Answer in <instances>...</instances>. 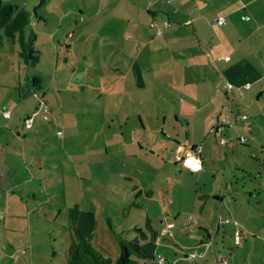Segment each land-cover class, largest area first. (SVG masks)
I'll list each match as a JSON object with an SVG mask.
<instances>
[{"label": "crops", "instance_id": "crops-1", "mask_svg": "<svg viewBox=\"0 0 264 264\" xmlns=\"http://www.w3.org/2000/svg\"><path fill=\"white\" fill-rule=\"evenodd\" d=\"M3 5L18 8L0 29V88L6 90L0 92V167L5 165L10 175L6 136L35 111L39 98L62 123L64 107L79 101L73 93L63 94L67 90L95 95L101 107L128 103L133 110L111 114L93 102L89 117L93 116L94 123L88 124L82 146L92 158L87 159L90 177L95 161V170L102 165L104 172L109 168V155L121 159L120 164H113L115 175L134 183L110 184L103 178L98 184L110 192L113 185L122 192L134 189L138 199L132 207L137 211L119 206V217L126 219L120 221L117 232L96 213L95 207L101 204L92 192L90 210L78 207L75 211L74 231H79L83 216L91 226L89 235L99 229L105 241L110 240V233L130 235L129 241L136 242L142 252L137 258L140 264L148 257L150 264H158L157 255L164 257L165 264H217L223 257L225 264H264V0H0ZM48 9L58 12L55 18ZM218 16L224 17V25L214 22ZM34 18L37 24L33 28ZM151 22L161 28L160 35L149 26ZM66 32L71 36L64 40ZM61 43L64 53L60 52ZM35 51L37 55H33ZM224 56L229 59L225 61ZM70 68L72 75H87L85 83L55 81ZM50 71L54 72L51 80L46 76ZM225 82L232 85L229 91L223 89ZM245 83L248 88L243 87ZM5 110L10 111L8 118L3 115ZM228 110L231 127L221 123ZM239 115H245V120L240 121ZM96 116L106 124L122 122L113 142L108 141V130L94 128ZM143 117L150 123L148 127ZM35 121L44 135H53L54 144H58L53 149L65 155L63 162L72 163L73 154L60 153L64 151L60 144L70 142L72 133L56 135L40 117L36 116L33 124ZM166 123L184 140L174 141L165 130ZM230 136H244L247 141L219 144L221 137ZM165 137L170 143L163 145ZM195 148L201 169L191 172L181 167L177 158ZM146 151L155 157L166 154L168 160L173 157L172 168L162 169L159 179L140 170L132 161ZM59 155L55 158L61 164ZM183 169L191 174L187 181ZM144 175L149 181L143 182ZM2 179L0 174V192ZM10 181L5 174V186ZM175 185L181 186L180 195ZM173 192L179 200L176 210ZM12 193L3 190L5 218L9 202L15 206V216L17 209H22ZM152 207L155 212L151 214ZM186 209L188 213L180 220ZM189 217L192 220L187 223ZM128 220L132 224L124 226ZM7 221L4 219L3 226ZM166 225H170L168 230H164ZM237 228L241 232L238 243L233 236ZM210 239L212 245L206 247L204 243ZM116 240L125 238L119 235ZM92 246L104 249L97 243ZM194 247L203 255L187 259L186 252Z\"/></svg>", "mask_w": 264, "mask_h": 264}, {"label": "rangeland", "instance_id": "rangeland-1", "mask_svg": "<svg viewBox=\"0 0 264 264\" xmlns=\"http://www.w3.org/2000/svg\"><path fill=\"white\" fill-rule=\"evenodd\" d=\"M10 2L11 4L17 5L14 1ZM48 10L54 18L55 15L58 14L57 11L52 9ZM34 24H37L35 18L32 23L33 28L35 27ZM64 40H66V38ZM38 44L39 43L36 42L35 48H38ZM59 48L60 52L64 53L65 46H63L62 43ZM34 54L37 55V51H35L33 55ZM44 54L47 55V51H44ZM41 61L43 64L44 60L42 59ZM50 69L53 71V67ZM46 76L50 77L51 80L54 77V72L50 71ZM87 78V75L81 73L72 75L70 68L67 70V73L58 74L55 81L59 82L60 79L63 82L77 80L80 83H85ZM11 90L15 91L12 88ZM0 92L4 93L6 90L0 88ZM67 93L70 95L73 93L76 98L78 97L77 100L79 101L76 102V105L64 107L65 123H62L57 118V113L52 115L51 109L49 120L42 121H44L43 123L47 128L50 126V129L48 128L50 133L56 135L58 132L60 134L68 132V135L72 133V140H70V142L60 144L64 146L62 147L64 151L62 149L60 153L73 154L74 159L72 160L73 162L71 161L72 163L67 161H65L66 163L63 162L65 155H59L57 150L53 149L58 147V144H54L53 135H44L43 129L36 124V121L28 129L23 127V122L17 123L18 127H12V133L6 136V142L10 143L8 152H11V155L8 157V161L11 162L10 166L12 168L10 170L8 169L10 172L9 175L6 167H4L5 165L0 167V174L2 175L4 184H2L1 188L3 187L4 192L8 190L9 194L13 192L18 207L22 205V209H19L20 212L17 209L18 216H15V210H12V208L15 209V206L9 202L7 209L8 217L5 218V205L2 200L3 190L0 192V264H66V249L71 242L76 241V231H74V226H72L75 220V211L77 212L78 207L90 210L91 204L88 202V198L91 196L92 192L97 193L95 194V199L101 204L98 208L95 207L96 213L103 217V221L106 222L107 220L117 232L121 230L119 227L121 226L120 221L126 219V217H119V206L122 204L131 207V210L135 212L137 211L132 207V202H136L138 199L134 195V189L129 190L127 188L126 191L122 192V189L118 185H113L112 191L110 192L105 190V187L101 188L98 184L103 178H106L110 184L121 185L129 183L131 185L134 183L133 180H118L115 175L113 164L114 162L120 164L121 159L109 155V168H104V172L101 168L102 165H99L97 170H95L97 166V162L95 161L92 167V173H94V175L90 177L87 175V159L92 158L85 153V148L82 146V141H84L83 137L85 138L86 131L89 128L87 127L88 124L90 126L91 123H94L92 122L93 116L89 117L94 107L92 105L94 104L93 102L97 101V103H99L98 108L109 110L111 114L122 113L126 108L133 110L134 107L128 103L123 105L124 107L120 106V104L114 107H112V104L110 106L101 107V101H99L95 95H86L83 90H67L63 94ZM93 99H95V101ZM140 110H146V106L140 107ZM10 111L13 113V107ZM30 114L31 112L28 113V115ZM37 117L41 118L40 114H38ZM24 118L25 117H23V119ZM144 118L145 117H143V124L145 127H148L150 123ZM94 119V128L104 131L108 130V141L109 143L113 142V134L119 131V125L122 124V122H109L106 124L105 122H99V116L94 117ZM127 123L128 125L130 124V122ZM164 127L167 134L176 138H173L174 141L180 142L179 140H184L182 134L176 130V134H179L177 138L174 133L175 131L171 129L167 123ZM16 130L21 132L20 136L15 134ZM121 131L125 132L126 130L123 128ZM4 135H6V132ZM163 139V145L170 143L167 137ZM141 142L143 143L142 145L145 144V140ZM73 143H77V145H73ZM138 154V159L132 161L136 164L135 166L145 173H150L151 176L156 175L157 179H159V174L163 171L162 169L169 170V168H172V163L174 162L173 157L168 160L166 154H157V157L149 155L147 151L145 155L142 153ZM57 155L62 157L61 164H59L56 159L58 158L56 157ZM54 160H56L57 163ZM162 161L166 162V164ZM68 163L72 164L73 167L71 168ZM181 171L183 177H185L187 181L191 177V174L184 169ZM5 174L6 177L11 178L8 186H5ZM145 177L146 175L142 177L143 182L149 181V178ZM12 182H15L17 185L12 186ZM157 187H159L158 184ZM107 188L108 187H106V189ZM174 190H178L179 195L180 192H182L180 185H175ZM33 193H35V197L31 196ZM173 194L174 200L172 204L176 210L179 205V200L175 198L174 192ZM150 211H152L151 214L155 212L153 207ZM187 213V209L182 211L179 217L180 220L184 215L186 216ZM4 219L8 221L3 226L2 222ZM85 220L87 219L81 216L79 232L83 230V238H85L88 243L92 245L97 243L102 246L104 249L99 252L104 256L118 253V241L116 238H118L119 235L123 236L126 241H129L131 238L130 235H126L125 233H110L108 235L110 236V240L105 241L103 235L100 233V229L96 230L94 235H89L88 232L91 226L88 225ZM139 220L141 224H144L143 219L140 218ZM130 224H132L131 220H128L127 223H123L124 226H130ZM155 225H157L156 221L154 222V226ZM143 260L145 264H150L151 262L150 257ZM155 263L156 262H153L152 264Z\"/></svg>", "mask_w": 264, "mask_h": 264}, {"label": "built area", "instance_id": "built-area-1", "mask_svg": "<svg viewBox=\"0 0 264 264\" xmlns=\"http://www.w3.org/2000/svg\"><path fill=\"white\" fill-rule=\"evenodd\" d=\"M214 22L218 25V26H221V25H224L225 24V19L223 16H218V17H215L214 19ZM149 26L151 28H155V34L156 35H160L162 30L160 27L156 26L154 22H151L149 24ZM71 36V33L70 32H66L64 34V37L63 38H67V37H70ZM64 42V40H63ZM225 61H227L229 59V56H224L222 57ZM220 59V58H218ZM244 88H248L249 87V83H245L243 85ZM232 88V85L228 82H225L223 84V89L225 91H229L230 89ZM40 114L41 116V119L46 121V120H49V115H50V107L49 105L41 98L38 99V103H37V106H36V109L35 111H33L30 115H28L27 117L24 118L23 120V127L28 129L30 128L32 125H33V121H34V118ZM3 115L5 118H8L10 116V111L8 110H5L3 111ZM239 120L240 121H243L245 120L246 116L245 115H239ZM221 123H223L224 125L228 126V127H231V125L233 124V119H232V116H231V113L229 112V110L227 111L226 115L221 119ZM239 142V143H245L247 141V137H238L237 139H235L234 137L230 136V137H221L219 139V144L220 145H223V146H231L234 144V142ZM197 152H198V149H193V150H190L188 152H186L185 154H183L182 156H179L177 158L178 160V163L181 167L191 171V172H195V171H198L201 169V160L199 158V156L197 155ZM199 164V167L197 170L193 171L192 170V165L194 164ZM191 217H189L187 219V223H189L191 221ZM170 227V225H166L164 227V230H168ZM233 236H234V240L236 243L239 242L240 240V237H241V232L240 230L237 228L235 229L234 233H233ZM206 245V247L208 246H211L212 245V240H208L206 243H204ZM203 255V251L200 250L199 248L197 247H194L192 249H190L187 253H186V258L187 259H194V258H197V257H201ZM157 263L158 264H165V261H164V258L162 255H157ZM226 263V258H221L219 261H217V264H225Z\"/></svg>", "mask_w": 264, "mask_h": 264}, {"label": "trees", "instance_id": "trees-1", "mask_svg": "<svg viewBox=\"0 0 264 264\" xmlns=\"http://www.w3.org/2000/svg\"><path fill=\"white\" fill-rule=\"evenodd\" d=\"M16 11L14 5L0 6V29L9 23ZM75 231L76 241L66 249V264H140L137 258L142 256V252L136 242L119 240L118 255L111 259L90 245L77 229Z\"/></svg>", "mask_w": 264, "mask_h": 264}, {"label": "clouds", "instance_id": "clouds-1", "mask_svg": "<svg viewBox=\"0 0 264 264\" xmlns=\"http://www.w3.org/2000/svg\"><path fill=\"white\" fill-rule=\"evenodd\" d=\"M198 167H199V164L198 163L197 164H194V165H192V170L195 171V170L198 169Z\"/></svg>", "mask_w": 264, "mask_h": 264}]
</instances>
